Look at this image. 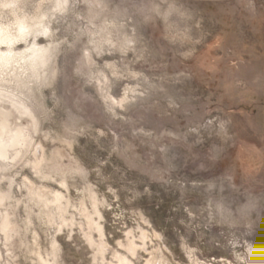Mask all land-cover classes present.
<instances>
[{
    "label": "rangeland",
    "instance_id": "obj_1",
    "mask_svg": "<svg viewBox=\"0 0 264 264\" xmlns=\"http://www.w3.org/2000/svg\"><path fill=\"white\" fill-rule=\"evenodd\" d=\"M18 13L50 27L36 42L52 51L38 81L0 84L38 120L33 147L11 151L21 157L3 171L19 207L0 264L51 260L52 241L57 264L115 263V252L132 264H264V0H20ZM0 22L13 16L0 10ZM36 147L46 179L29 166ZM23 178L69 198L74 225L38 217ZM86 233L106 244L103 259Z\"/></svg>",
    "mask_w": 264,
    "mask_h": 264
},
{
    "label": "bare ground",
    "instance_id": "obj_2",
    "mask_svg": "<svg viewBox=\"0 0 264 264\" xmlns=\"http://www.w3.org/2000/svg\"><path fill=\"white\" fill-rule=\"evenodd\" d=\"M19 3L20 0H0V10H6L13 16V23L10 25H5L0 22V84L5 82L6 77H9L11 80L19 81L20 86L27 87L30 80H32L31 82L33 80L38 81L40 79V71L42 73L48 66L52 50L50 47L39 46L36 38L37 34L41 33L46 35L51 32V29L41 19L37 18L34 20V18L31 19L25 15H20L18 13ZM66 3L67 0H53L55 7L61 10L65 8ZM29 37H33V44L24 51H17V44L21 41H27ZM22 79H26V81ZM124 100L126 99H122L121 102ZM5 101L9 104V109L5 108ZM14 111L19 113V119L23 117L28 118L30 125L28 127H24V125H12V119L15 115ZM37 126L38 120H36L34 113L26 102L18 94L9 91L3 85L0 86V233L4 238L5 246L18 234V226L13 221V217L11 216L12 212L10 213V211H15L19 207V202L16 201L15 206L11 205L14 180L10 179L8 181L9 188L7 191L1 189V182L4 180L3 171L8 166L7 161L11 160L15 162L18 159L20 156V148L29 151L33 147V139L29 131L32 130L36 133ZM17 149L19 152H15L11 157L10 152L16 151ZM33 152V160L29 163V166L34 171V174L40 176L42 179H46V174L42 172L45 162L43 150L41 147H36ZM61 185L66 187L65 181L61 182ZM22 187L28 199L38 208V217H44L49 225H52L54 222L55 224L57 223L58 232L63 230L62 228L72 227L74 225V219L67 220L65 216L70 206L69 198L67 199L65 195L57 191L48 190L43 186L37 187L28 178L22 179ZM90 199L94 206V215L100 217L98 210H96L97 200L92 193L90 194ZM30 213L27 216L28 222L31 221L30 216L32 214L30 215ZM84 216L88 228L94 231L97 230L99 236L103 237L102 228L99 223L95 222L93 216L86 211H84ZM85 238L90 247L94 249L95 256L103 259L106 252V244L102 240L96 243L90 233H86ZM50 246L51 260L45 259L46 257L44 258L40 252L36 253V260L40 264H57L56 255L58 248L56 241H52ZM126 249L129 254L134 255L136 251L135 243L128 242ZM112 254H114L113 258H115V263H105L103 261L100 264H132L127 257L117 252ZM1 259L2 255L0 251V262ZM146 264H151V261H147Z\"/></svg>",
    "mask_w": 264,
    "mask_h": 264
}]
</instances>
